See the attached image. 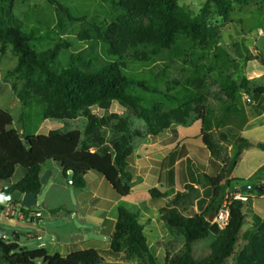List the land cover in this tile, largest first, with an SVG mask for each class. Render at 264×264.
Returning a JSON list of instances; mask_svg holds the SVG:
<instances>
[{
	"label": "trees",
	"instance_id": "16d2710c",
	"mask_svg": "<svg viewBox=\"0 0 264 264\" xmlns=\"http://www.w3.org/2000/svg\"><path fill=\"white\" fill-rule=\"evenodd\" d=\"M47 1L56 5L55 0ZM252 1L206 0L200 14L193 15L179 5L178 0H109L116 11L112 21L103 27L92 25L91 30L83 31L80 36L92 47L99 46V54L71 53L65 66H61L60 53L68 48L67 42L55 37L57 40L50 49L37 52L31 44L33 40L42 38L9 26L0 13L1 51L4 53L6 47L11 46L18 58L11 75L22 81L20 89L14 86L22 104L26 106L31 99H36L44 120L64 121L81 115L87 120L84 138L77 130L51 131L46 135L23 138L17 130L10 128L13 123L11 114L0 108V182H10L17 167H22L25 175L9 191L40 194L43 189V165L52 160L60 165L66 177L68 173L72 174L75 186L85 188L86 175L95 172L105 178L121 198H128L133 187L128 158L134 151L129 123L118 115L112 116L118 119L120 134L109 147L101 131L107 120L98 117L93 109L109 111L112 103L117 102L131 110L137 119L145 123L143 138L158 136L174 124L186 126L194 113L202 122V146H192V157H213L222 163V169L216 176L205 172L200 175L203 192L209 202L205 207L200 205V213L194 216L185 215L179 209V203L185 196L174 195V189L163 192L154 187L147 192L150 200L161 203L160 215L166 229L184 239L182 252L174 258L167 257L166 263L225 264L232 259V264H264V219L258 215L248 219L245 202L241 201L229 206V223L215 237L211 253L202 260L195 259L194 244L207 238L215 224L209 222L211 215L218 214L228 192L239 191L244 182L230 176L242 153L253 144L248 139L237 137L234 155H222L220 142L228 141L229 135L223 133L221 141L215 138L210 110L205 105L206 70L203 73L195 70L193 76L179 80L171 78L167 71H156L154 67L159 57L166 50L173 49L181 38L187 41L190 50L200 48L211 51L216 48L220 38L218 27L207 19L212 7L224 22H232L234 5L248 6ZM56 10L68 13L62 5H58ZM46 37L52 39L50 34ZM185 55L189 57L190 53L187 51ZM260 58L264 60V57ZM254 59L249 55L248 60ZM208 72H213V69L208 68ZM249 84L247 79L239 84L231 76H222L221 87L228 99L222 105L223 115L245 113L241 90L261 100L263 89L252 90ZM196 163L203 165L205 170L207 162L196 158ZM260 171L253 177L256 178ZM178 188L193 189V184ZM257 189L264 196V184H257ZM172 195L174 200L169 201ZM2 208L0 204V211ZM248 223L252 227L242 235L241 231ZM144 230L145 225L138 212L119 207L111 235L112 244L115 248L119 247V240L123 237L126 250L140 263L157 264ZM13 238V241L0 238L3 264H103L106 256L115 255L111 248H87L72 251L67 256L59 253L52 255L44 247L34 250L22 248L18 244V234ZM241 239L248 244L242 246L235 256Z\"/></svg>",
	"mask_w": 264,
	"mask_h": 264
},
{
	"label": "rangeland",
	"instance_id": "374dc122",
	"mask_svg": "<svg viewBox=\"0 0 264 264\" xmlns=\"http://www.w3.org/2000/svg\"><path fill=\"white\" fill-rule=\"evenodd\" d=\"M55 1L56 5L53 6L47 0H0V13L7 19L9 26L42 38L33 40L31 44L37 52L50 49L53 42L57 40L55 37L67 42L68 48L60 53L61 66L68 63L71 53L99 54V46L92 47L80 36L83 31L91 30L92 25L103 27L112 21L116 16V11L111 7L109 0ZM205 2L206 0H178L179 5L193 15L200 14ZM58 5L65 7L68 13L58 12L56 10ZM231 18L232 22H224L216 15L213 6L207 19L210 24L218 27L220 38L217 47L211 51L200 48L190 50L187 41L181 38L173 49L166 50L159 57L154 67L156 71H167L171 78L179 80H186L193 76L195 70H200L202 73L206 70L204 83L207 100L205 105L210 110L209 117L215 138L221 141L223 133L229 135L228 141L220 142L222 155L224 157L234 155L237 137L248 139L253 144L242 153L234 169V174L238 179L246 180L252 171L264 165V147H261V145L264 146V115L260 116L264 112V60L260 58L264 57V0H253L248 6L235 4ZM48 34L52 39L46 37ZM187 51L190 53L189 57L185 55ZM249 55L255 59L248 60ZM17 60L11 46H7L3 53L0 45V108L9 112L13 117L10 128L17 130L23 138L35 134L46 135L51 131L74 130L80 131L84 138L87 120L83 115L64 121L44 120L41 117V107L38 106L36 99H31L26 106L22 104L14 90V86L20 89L22 81L16 75H11L17 65ZM210 67L213 72H208ZM223 75L231 76L239 84L243 82V79L249 80L252 90L263 89L260 95L261 100H256L245 90H241V103L245 113L229 112L228 115H223L222 105L228 102L221 87ZM248 98L250 100L247 102ZM93 113L107 120V124L101 129L106 145L110 147L112 141L120 134L117 129L118 119L112 117L115 114L129 123V129L134 138V151L140 152L142 157L150 156V154H144L142 146L150 143L151 137L141 136L145 133V123L137 119L131 110L114 102L109 111L94 108ZM248 119L252 120L245 126ZM172 129L178 134L179 131L181 133L175 136L180 151L185 152L186 150L185 145L180 148L181 143H200L202 122L196 114L191 115L186 126L174 124ZM43 170H45L44 174L50 171L51 175L38 195V208L33 210V212L39 210L42 216L38 220L27 222L19 220L18 214L5 217L0 212V228L6 231L4 236L6 241H13L12 235L18 234L20 236L18 244L22 248L34 250L44 247L50 251V254L59 253L62 256H67L70 252L80 249L111 248L115 255L106 256L103 264H142L138 258L128 253L123 237L119 240V247L115 248L112 244L111 235L118 208L125 207L133 212L137 211L129 198H121L106 179L95 172H90V175L85 178L86 187L79 188L71 183L72 174L68 173L66 177L58 163L49 160L43 165ZM263 173L264 168L260 171V174ZM24 175L25 170L17 167L10 182H0V192L6 187L12 188ZM152 182L151 179L147 182L148 187L154 186ZM135 188L140 189L142 186L137 184ZM175 193L185 196L184 200L179 203V209L185 215L199 214L196 197L202 196L201 186L193 185V189L175 190ZM254 194L257 199L253 198ZM174 195L168 200L173 201ZM246 195L249 200L245 207L253 208L264 218L262 195L253 190L247 191ZM142 203L147 204L146 199L136 204V207L142 209L144 205ZM57 208H60L58 214L54 212ZM252 212V210L247 212L249 219H251ZM153 215L151 213L150 218L145 216L141 220L145 224V232L152 253L157 258V264H167V257L174 258L182 252L184 239L180 235H167L168 232L165 231V227L163 228L160 218ZM251 227L252 225H247L243 231L250 230ZM219 233L220 227L215 223L210 228L209 236L194 244L193 252L196 260H202L211 253L212 243ZM247 244L248 241L241 239L235 256L240 248ZM0 264H3L1 259ZM225 264H232V259H228Z\"/></svg>",
	"mask_w": 264,
	"mask_h": 264
},
{
	"label": "crops",
	"instance_id": "0c3cea01",
	"mask_svg": "<svg viewBox=\"0 0 264 264\" xmlns=\"http://www.w3.org/2000/svg\"><path fill=\"white\" fill-rule=\"evenodd\" d=\"M263 115H264V112L260 114V116H263ZM250 120L249 119L247 121L245 120L246 121L245 126L248 124ZM179 134H181L180 131H179ZM179 134L171 127L170 129H167L166 131L159 134L158 136H151L150 143L148 144L146 143L142 146V151L144 152V154L145 155L150 154V156L142 157L140 156V152L134 151V153H132L131 156L128 158V170L131 172L132 177H133L132 178L133 187L131 191L132 195L128 198H129V201L134 205V208H136L137 210L136 212L139 213L140 220L143 219L145 216L150 218L151 213H153L154 214L153 216L160 218V220L162 221L161 215H160L161 203L157 200L153 201L148 198L147 192L150 189L154 187H158L163 192H166L169 190L172 191L173 189L176 191H180L178 187H180V185H186V184H193L197 187L199 185L202 187L200 175L203 172L207 173L210 176H216L220 173L222 169V163L213 157H196L198 160L207 162L205 170H203L204 169L203 165L198 166L196 163V158L192 157V153H193L192 146H197V147L202 146L201 137H200L199 144L195 142L181 143L180 148L183 147L184 145L186 146L185 152H182L177 147L176 140H175V136L176 135L178 136ZM149 147H151L150 150H149ZM133 155L135 157H133ZM263 168H264V165L258 166V168L255 171H252L246 177V180H243L244 182L241 185L264 184V173L263 174L259 173V176L257 175L256 178L253 177L258 171L262 170ZM44 172L45 170H43L42 174H44ZM89 175L90 173H88L86 177H88ZM230 178L238 179L235 176L234 171L232 172ZM150 179L153 181L152 183H154V186H150L151 188L148 187L147 185V182ZM137 184L141 185L142 188L140 189L135 188V185ZM232 188L235 189L236 186H232ZM203 191H204V188L202 187V196L197 200L198 213H200V205H202V207H205L207 203L209 202V198L204 195ZM252 196L254 199H257L256 198L257 196L255 194ZM169 198H171V196ZM261 198H264V196H261ZM144 199H146L147 204L142 203L144 204L142 209H139V207H136L137 206L136 204H139V202L140 203L143 202ZM244 208L246 212L250 210L253 211L251 218L253 215L260 216L254 211L253 208H250V207H244ZM57 209H59V211L55 212L56 214L60 212V208H57ZM116 219L117 218H115L114 220L116 221ZM161 224L164 228L165 225L163 221ZM247 225H251V224L248 223ZM164 229L166 232H168L167 235L169 234L172 235L168 231V229H166V227ZM245 232L246 231H243L242 229L241 233L244 234ZM145 235H146V232H145ZM148 243H149V240H148ZM48 252L50 253L49 250Z\"/></svg>",
	"mask_w": 264,
	"mask_h": 264
},
{
	"label": "built area",
	"instance_id": "2783aa9c",
	"mask_svg": "<svg viewBox=\"0 0 264 264\" xmlns=\"http://www.w3.org/2000/svg\"><path fill=\"white\" fill-rule=\"evenodd\" d=\"M5 190L9 189L6 187ZM248 200L249 197L246 195V192H242L240 190L231 191L229 194L226 195L219 213L216 214L214 223L218 224L220 229L225 228L229 223V206L235 201L247 202ZM33 210L29 213H26V211L30 210L26 209L21 203L11 202L8 205H3V208L0 212L5 217H13L15 214H18L19 220L33 222L35 221V219H38L42 216L39 210L36 212H33Z\"/></svg>",
	"mask_w": 264,
	"mask_h": 264
},
{
	"label": "water",
	"instance_id": "95a60500",
	"mask_svg": "<svg viewBox=\"0 0 264 264\" xmlns=\"http://www.w3.org/2000/svg\"><path fill=\"white\" fill-rule=\"evenodd\" d=\"M51 175V172L48 171L41 177V183L44 185L48 177ZM73 183V181H71ZM240 191L247 192L250 190L258 192L257 185L254 184H244L240 186ZM11 202L21 203L26 209L33 210L38 207V194L31 192H21L19 190L9 191L3 190L0 192V204L8 205ZM45 205H42L44 207ZM216 214H212L209 222L214 223ZM6 231L0 228V238L4 237ZM16 234H13L12 237H15Z\"/></svg>",
	"mask_w": 264,
	"mask_h": 264
}]
</instances>
